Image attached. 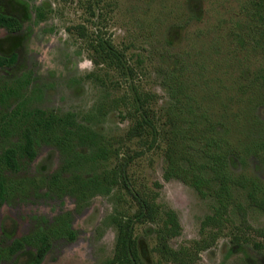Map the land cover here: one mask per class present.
<instances>
[{
  "label": "rangeland",
  "instance_id": "rangeland-1",
  "mask_svg": "<svg viewBox=\"0 0 264 264\" xmlns=\"http://www.w3.org/2000/svg\"><path fill=\"white\" fill-rule=\"evenodd\" d=\"M38 7L52 8V16L39 20ZM0 10L23 24L15 34L0 28V55H18L0 68V156L25 142L39 111L73 113L99 133L109 155L92 159L78 145L86 156L66 169L62 150L41 140L34 158L0 171V264L33 260L39 245L26 238L40 229L52 240L41 264H119L113 217L134 219L139 197L176 211L182 231L170 244L191 251L189 264H264V208L252 202L264 200V7L253 0H0ZM109 46L121 59L110 57ZM174 119L187 162L215 179L206 196L164 177V136ZM210 154L219 156L226 183L213 177ZM105 170H126L128 181L109 193L72 191L79 178ZM68 224L74 240L62 234ZM157 227L135 218L136 262L181 264L157 251ZM16 240L25 245L13 253Z\"/></svg>",
  "mask_w": 264,
  "mask_h": 264
},
{
  "label": "trees",
  "instance_id": "trees-1",
  "mask_svg": "<svg viewBox=\"0 0 264 264\" xmlns=\"http://www.w3.org/2000/svg\"><path fill=\"white\" fill-rule=\"evenodd\" d=\"M256 6L264 7V0H253ZM53 14L52 8H36V15L39 20H47ZM264 25V24H263ZM0 28H5L9 33H19L23 29V24L19 18L10 16L0 10ZM253 41H256L255 35H251ZM257 42V41H256ZM109 55L112 58L121 59L118 51L112 46H109ZM17 60V54L12 55H0V67L12 66ZM38 124L33 130L25 136V142L18 147H10L0 156V171L14 170L18 166L20 157L34 158L37 154L36 144L44 141H53L60 150L66 155L67 160L64 164V168L68 169L74 166L75 163L81 165L83 160L80 156H86L83 154L79 155L77 146H86L91 149V153L88 154L92 159H98L99 157L108 158V150L104 143L100 139V135L96 130L80 124L76 119L75 115L71 112L65 115H58L47 111L38 112ZM3 121V117L0 112V124ZM174 130L173 127L169 130L168 135L165 134L164 138H167V150L166 160L167 167L165 169L164 177L166 180L171 178H179L185 183L193 186L201 196H206L207 187L211 186L212 181L215 179H208L204 176V168H200L201 171L195 169L187 161V154L184 150H180L178 145L183 142L180 138L177 129V120L174 119ZM206 153H209L206 150ZM70 155V156H68ZM213 163L210 168L213 171V177L220 184L226 183L223 179L224 167L221 160L217 159L219 156L210 154ZM186 163L188 165H186ZM125 179L128 181L126 170L121 172L116 170H105L102 174H97L94 177L79 178L77 184L73 186L72 191L85 190L90 193H109L110 190L116 185L119 180ZM241 184V182H239ZM242 185H245L242 183ZM5 184L0 179V207L4 202ZM140 212L134 219L129 218L125 215H116L113 217V221L116 222L118 227V237L116 251L118 254L117 261L119 264H138L135 260V254H133V228L135 224V218L139 221H152L157 222L156 238H157V251L166 260H172L181 264H189L192 260L191 251L188 248L181 250L174 249L170 241L181 234L182 226L176 211L172 208H165L159 204L150 202L148 199L139 197ZM252 202L254 205L264 208V200H258L253 197ZM221 207H227L225 203L221 202ZM223 211V210H222ZM214 216H209L203 221V228L205 229L207 224L210 222L217 221L218 217L221 216V211L217 212ZM223 215V213H222ZM63 235L67 236L68 239L74 240L76 238V232L68 224V227L63 230ZM264 234V232H263ZM26 240L37 243L38 249L37 254L33 260L28 264H41L46 253L52 246L51 234L49 231L40 229L35 233L33 237H27ZM25 242L23 240H16L12 245L10 251L16 252L23 248ZM1 262V254H0Z\"/></svg>",
  "mask_w": 264,
  "mask_h": 264
},
{
  "label": "flooded vegetation",
  "instance_id": "flooded-vegetation-1",
  "mask_svg": "<svg viewBox=\"0 0 264 264\" xmlns=\"http://www.w3.org/2000/svg\"><path fill=\"white\" fill-rule=\"evenodd\" d=\"M6 30H7V29H6ZM7 31H8V30H7ZM16 54H17V53H16ZM11 55H12V54H11ZM8 56H9V55H8ZM17 58H18V55H17ZM16 61H17V60H16ZM14 64H15V63H14ZM14 64H13V65H14ZM13 65H12V66H13ZM9 67H11V66H9ZM0 68H8V67H0Z\"/></svg>",
  "mask_w": 264,
  "mask_h": 264
}]
</instances>
